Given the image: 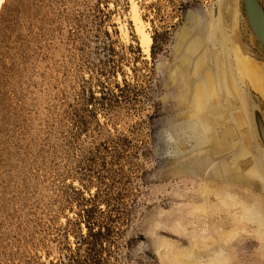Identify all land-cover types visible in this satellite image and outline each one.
<instances>
[{"label":"rangeland","instance_id":"obj_1","mask_svg":"<svg viewBox=\"0 0 264 264\" xmlns=\"http://www.w3.org/2000/svg\"><path fill=\"white\" fill-rule=\"evenodd\" d=\"M134 1L152 38L150 56L131 0H3L0 264L55 263L85 233L80 222L67 235L62 228L78 222L85 200L97 193L101 209L107 203L129 210L117 264H264L258 222L236 231L238 209L216 199L210 215L193 211L204 201L202 180L230 163L234 150L210 154V147L176 142L170 131L185 124L203 136L208 114L222 111L227 118L231 106L249 109L250 93L264 108L263 95L237 64L264 65L242 40L237 0ZM221 70L231 91L242 95L232 103L210 96L209 79L211 85L217 76L223 87ZM229 123L220 128L226 139L252 136L242 140L246 152L233 170L241 177L235 184L264 194L248 176L260 157L253 124L240 131ZM205 159L209 173L199 167ZM221 236L227 252L209 250ZM217 255L228 262H200Z\"/></svg>","mask_w":264,"mask_h":264},{"label":"bare ground","instance_id":"obj_2","mask_svg":"<svg viewBox=\"0 0 264 264\" xmlns=\"http://www.w3.org/2000/svg\"><path fill=\"white\" fill-rule=\"evenodd\" d=\"M131 1H132V3H131L132 4L131 5L132 21L134 23L136 32L141 39V44H142L141 46L144 49V52L148 56H150V46L152 44L151 35L146 30V24L141 19V16L138 12L137 4L135 3L134 0H131ZM2 3H3V0H0V9L2 7ZM220 48H221V46H220ZM244 63H247V64L245 65ZM237 64H238V67L240 68V70L246 76H248L251 79V83L253 84L254 88L257 89L258 91H260L264 97V65H256L254 62H250V61L244 62L242 60L237 62ZM215 69H213V71L216 72L217 69L216 70ZM249 70H251L252 76H251ZM210 74H209V77L212 75V74L211 75ZM221 76L223 77V87L222 88H221L220 83L217 82V79H218L217 76L215 77V81L211 82V85H210V79H209V83H208L209 87L213 90L211 92V95L210 94L209 95L211 96L212 101L213 100L215 101L217 99L215 101L217 103L219 102L220 99H223V97L226 99L227 103H230V102L232 103V101L233 102L235 101V99L232 100L233 98H237V97L240 98V96H242V95L239 93L235 94L231 91L230 86H229L230 85L229 78L226 77L224 70H221ZM203 78L207 79L204 75L203 76L200 75V79H203ZM202 90L203 89H201V91ZM242 90H244V89H242ZM219 91H222V95H220L221 92H219ZM214 93H216V95L218 94L219 96H217L216 98L214 97V99H213ZM242 93H244V92H242ZM192 102H193V104L191 106H192V108L195 109L197 107V104H195L194 100ZM260 105L262 108V120L264 122V108H263L261 103H260ZM216 107H218V106H216ZM240 107H241L240 110H235L232 108V106L230 107L229 110L227 109V111H228L226 114L227 118H224L225 115H221V114H223L222 111L217 112V113H216V111L215 112L213 111V112H211V114H208L207 119L204 121L205 126H208V129L206 132L207 134H205V135L203 134V136L198 135L200 133H198L196 135V132H195L196 130L195 131L191 130V128L186 127L185 124L182 125L183 127H185V129H187L188 132H191V133L193 132L192 136H194V137H192V138L196 140V142H195L196 148L199 147L197 149H202V148L206 149V147H210V148H208V150H210L209 151L210 154L211 153L213 154V151L215 149L217 150V153H224V152L230 151L231 149L234 150V152H235V154L233 156L231 154V156H230L231 159L229 158L228 162H230V163H224L223 166L220 164H218L217 166H214L212 168V170H213L212 177L209 174V179H203L202 180L203 183L201 185V188L199 189V195H200V197L203 198L204 201H203V203H201L199 205L196 204V206L193 207V209H194L193 211L196 212L195 215L197 213L198 214H205L206 216L210 215L211 208L213 206L211 203L212 202L211 199H214V200L216 199L215 201H218V203L224 207H230L233 209L234 208L238 209V216L235 214L236 218L234 219L237 223H239L237 228H234L236 231L240 230V229H245L246 226H248L249 224H254L256 221V222H258V224L260 226L259 231H261L264 234V194L255 193L254 190L252 191L247 186L236 185L235 183L238 182V180H240L241 177H239L237 175V173L235 171H233V170H238V168H239V162L238 161L241 158H243L241 156L242 152L243 153L246 152L245 146L243 144L241 145L242 140L250 141V138H252V136H250L248 133L249 137L247 138L246 136L244 137V135L241 134L243 136L241 139L239 138L240 140H238V139L228 140V139H226L227 136H225V133L223 134V136L220 135V131H221L220 128L221 127L223 128V126L226 127V125H228V123H229V119L232 122V124L236 126V128L238 130H240L242 127H244L245 123H247V124H250V122L252 123V119L250 116L251 115L250 114V111H251L250 108L248 109L246 106L245 107L240 106ZM249 107H250V101H249ZM212 113H213V115H212ZM229 124H231V123H229ZM192 126H195V125H192ZM250 134H251V132H250ZM199 137H200V140H199ZM261 146L257 145L256 148H254V149H257L260 157L259 158L257 157L254 160L253 166L251 167V171L249 172L250 175H248V176L253 180L259 181L262 184L261 186L264 188V149ZM211 150H213V151H211ZM254 157L255 156H253V158ZM202 161L203 162H199V165L201 164L199 166L201 173L202 172L209 173V168L211 169L210 161L208 160L209 164L206 163L207 162L206 159L202 160ZM248 161L245 162L243 164V166H248L252 163V162H250V161L248 162ZM231 163H233L232 166H231ZM235 175H237V176H235ZM215 179H227L231 182L218 181ZM192 213L194 214V212H192ZM232 232H234V231L226 232V234H228L230 236L232 234ZM211 244H213V245H211V247H209L210 248L209 250H211L213 252H221L222 251L223 254H224V252H227L226 248L224 246V236L219 237L217 239V241L212 240ZM261 248H262V250H264V244L261 245ZM191 255L192 254H190L189 250H188L187 254L184 253V256H186L187 258ZM180 256H182V254ZM217 257L218 258L211 257L208 260L202 259V260H200V262H204V263H211L212 261H216L217 263H227L228 262V259L225 258L223 255H220V256L217 255Z\"/></svg>","mask_w":264,"mask_h":264},{"label":"trees","instance_id":"obj_3","mask_svg":"<svg viewBox=\"0 0 264 264\" xmlns=\"http://www.w3.org/2000/svg\"><path fill=\"white\" fill-rule=\"evenodd\" d=\"M97 199L98 193L85 200L87 206L78 214V222L67 220L62 228L64 235L69 226H78L79 222L84 225L85 233L80 230L74 236V247L63 249L65 252H60L56 262L50 264H117L116 244L126 226L129 210L122 205L110 207L107 203L101 209Z\"/></svg>","mask_w":264,"mask_h":264},{"label":"water","instance_id":"obj_4","mask_svg":"<svg viewBox=\"0 0 264 264\" xmlns=\"http://www.w3.org/2000/svg\"><path fill=\"white\" fill-rule=\"evenodd\" d=\"M236 13L238 27L241 30L242 40L245 46L254 56L264 61V0H237ZM248 97L252 124L258 141L264 148L262 108L257 97L251 93ZM174 127L171 126L170 131L176 142L180 143L185 139V141L192 143L191 147H196V140L192 138L193 132H188L182 125L180 128Z\"/></svg>","mask_w":264,"mask_h":264}]
</instances>
